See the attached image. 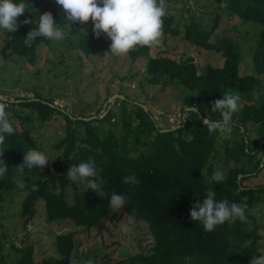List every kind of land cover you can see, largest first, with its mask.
Instances as JSON below:
<instances>
[{"label": "trees", "instance_id": "obj_1", "mask_svg": "<svg viewBox=\"0 0 264 264\" xmlns=\"http://www.w3.org/2000/svg\"><path fill=\"white\" fill-rule=\"evenodd\" d=\"M212 1L221 4L230 17L235 15L243 22L260 24L251 53L252 73L239 72L242 55L238 43L224 39H220L219 44L211 41L220 14L212 19L209 28L192 16L184 24L181 34L175 13L166 8L163 36L159 42L153 46L137 47L125 55L131 60L147 57L145 71L150 84L164 89L179 85L192 92L193 98L182 100L181 108L194 106L198 112L184 110L186 116L183 118L181 115L175 129L161 131L171 126H163L164 121L152 109L145 110L140 105L147 102L131 99L126 92H119L124 98H116L105 115L100 117V111L105 109L101 104L97 116L89 120L84 119L90 117L84 113L85 110L74 115L53 105L51 98L38 92L34 97H23L20 101L0 99L6 102V111L15 129L12 135L5 134V144L0 146V149L6 148L3 160L8 168L5 177L0 179V212L5 200L24 192L19 215L25 224L32 219L38 201L43 202L48 222L69 221L87 230L107 217L115 226H120L121 220L126 223L131 218L133 223L130 226L143 240L137 236L135 246L138 251L130 254L123 251L127 256L116 264H250L252 257L264 255V223L258 221L252 212L257 204H264V197L260 196L264 185L247 187L244 184L249 179L248 175L259 173L260 165L264 164L261 161L264 155V82L261 78L264 74V0ZM13 2L19 3L20 0ZM24 2L28 8L18 17V23L25 19L33 23H20L14 33L0 30L8 37L0 53L6 59L18 56L33 63L38 47L50 42L41 37L30 48L23 43L27 33L37 26L39 15L51 12L59 27L67 22L63 9L55 0ZM177 37L191 45L214 50L223 58L222 65H206L199 71L190 56L175 59L162 54L149 55L150 49L159 47L166 38ZM110 44L105 34L97 37L93 28L81 34L76 41V47L86 57H117L112 54ZM229 90L238 92L241 100L239 111L233 115L231 139L225 140L224 134L218 130L210 132L199 114L205 119H221L218 111H211L212 103ZM113 93L109 92L102 102L105 103ZM18 107L27 111L22 113ZM118 108H122L121 129L118 132L110 127L105 131L101 129L100 124L104 122L113 126L111 119ZM54 114L65 119V135L53 144L58 154L54 159L47 156L49 165L44 169L34 167L29 170L25 167L24 173L20 174L16 167L23 163V154L28 149L42 151L40 142L32 134L33 127L28 124L34 120L46 122ZM79 126L83 129L81 134ZM89 159L96 162L103 196L87 190L85 184L70 182L67 178V171L73 164ZM216 159L233 164L226 171V178L219 183L210 179L216 171ZM126 175H135L136 182L123 183ZM97 177L88 179L96 180ZM17 181H23L25 188L17 187ZM69 183L71 202L67 200ZM209 189L215 191L216 200L246 203L247 222L239 219L226 221L207 232L201 223L193 221L190 217L192 205L197 201L202 203ZM112 192L128 198L125 206L115 212L109 207ZM77 241L76 232L57 234L54 243L56 255L49 257L48 264H68L65 260L77 247ZM3 250L4 245L1 244L0 264H5L11 254L15 257L11 264H35L30 244L18 246L13 241L7 247L8 252L4 254Z\"/></svg>", "mask_w": 264, "mask_h": 264}, {"label": "rangeland", "instance_id": "obj_2", "mask_svg": "<svg viewBox=\"0 0 264 264\" xmlns=\"http://www.w3.org/2000/svg\"><path fill=\"white\" fill-rule=\"evenodd\" d=\"M165 7L175 13L181 34L184 31V24L190 18L197 17L209 28L212 19L220 14L218 27L211 41L219 44L220 39H224L238 43L242 55L239 72L252 73L251 53L256 42L257 30L261 29L260 24L243 22L235 15L230 17L221 4H216L212 0H165ZM92 28L91 19L88 22L72 23L70 28H65L66 37L63 41H50L49 44L38 47L33 63L18 56L6 59L0 53V94L10 101H20L23 97H34L35 92H38L43 97L51 98L53 105L69 113L76 115L85 110V114L96 117V112L99 111L101 104L102 106L105 104L102 101L109 92H126L131 99L147 102L146 108L152 109L153 113L164 121L163 126L177 127L181 115L185 113L181 108L182 100L193 98L192 92H187L179 85L164 89L159 85L150 84L145 71L146 56L136 60H131L125 55L115 58L107 55L86 57L76 47V41L81 34L90 32ZM7 40V34L0 33V50ZM157 54L175 59L190 56L199 71L206 65L221 66L223 62V58L214 50L191 45L178 37L166 38L159 47L150 49V56ZM261 78L264 82V74ZM18 110L22 113L27 111L22 107H18ZM121 110L122 108H118L114 112L111 119L113 126L104 122L100 124L101 129L105 131L110 127L118 132L122 126ZM103 111V109L100 111V117L103 116ZM15 122L18 123L17 119ZM28 126L33 127L32 134L40 142L42 151L54 159L58 151L53 144L65 135L64 117L54 114L46 122L34 120ZM78 131L80 134L83 132L82 126L78 127ZM250 135L253 133L250 132ZM221 156L222 152L219 157ZM263 159L264 155L261 158L262 163ZM232 165L219 159L214 161L216 170L224 174ZM260 169L257 174L248 175L249 179L244 182L247 187L264 185V164L260 165ZM67 187V200L71 202V184L69 183ZM260 196L264 197V192L260 193ZM23 198L24 192L14 194L4 201V208L0 212V245H4L2 251L4 254L8 252L7 247H10L13 241L18 246L30 244L33 247L35 264H48L49 257L56 255L55 236L66 232H76L79 238L76 242L77 247L65 260L68 264H86L89 258L94 264H116L127 254L138 251L135 245L137 236L140 237L133 227L131 233H122L120 226H115L108 217L88 230L69 221L48 222L42 201L36 203L32 219L25 224L19 215ZM252 212L258 221L264 223V204H257ZM262 235L264 254V229ZM125 250L127 254L122 253ZM13 261L15 257L11 254L6 258L5 264H11Z\"/></svg>", "mask_w": 264, "mask_h": 264}, {"label": "clouds", "instance_id": "obj_3", "mask_svg": "<svg viewBox=\"0 0 264 264\" xmlns=\"http://www.w3.org/2000/svg\"><path fill=\"white\" fill-rule=\"evenodd\" d=\"M55 2L64 11L67 22L65 27L61 28L57 25L51 12L41 13L37 26L32 28L23 40L26 47H32L33 42L41 37L49 41L61 42L66 37L65 28H70L71 23L88 22L90 19L93 23L94 34L97 37L105 34L111 41L112 54L117 56L126 55L140 46H153L163 36V18L167 14L165 0H55ZM27 8L28 5L24 0H20L19 3L13 0H0V30L14 33L20 23H33L30 19L18 23V17L23 15ZM240 100L241 96L238 92L226 91L222 97L212 103L211 107V111L220 113L221 119H204L203 124L210 132L218 130L224 134L225 140L231 139L234 127L233 115L240 109ZM14 131L6 111V102L0 101V146L5 144V134L12 135ZM5 149H0V179H3L8 171L3 160ZM48 165V157L43 151L28 149L23 154V163L16 168L20 174H23L25 167L29 170L34 167L44 169ZM66 175L70 182L83 183L87 190L91 189L101 196L104 195L102 179L97 177V166L94 159L73 164ZM92 177H97V179H88ZM225 178L222 171L216 170L210 179L219 183ZM122 182H136L135 175L124 176ZM17 187L24 189V182L17 181ZM215 196V191L209 189L202 203L197 201L190 210L191 219L201 223L205 231L211 232L216 226L235 219L247 222L246 203H230L227 199L216 200ZM127 202L128 198L125 195L112 192L109 207L115 212L122 209ZM132 223L131 218L128 222L121 223L120 231L125 234L131 233ZM86 264H94V262L89 258ZM250 264H264V255L252 257Z\"/></svg>", "mask_w": 264, "mask_h": 264}, {"label": "water", "instance_id": "obj_4", "mask_svg": "<svg viewBox=\"0 0 264 264\" xmlns=\"http://www.w3.org/2000/svg\"><path fill=\"white\" fill-rule=\"evenodd\" d=\"M116 98H121V99H123V98H124V95L119 94V93H113V94L107 99V101L105 102V104H104L105 109H104L102 115H105V114H106L107 109L111 106L112 103H114V101H115ZM0 99H2V100H6L7 98L4 97L2 94H0ZM140 105H141L145 110H147V108H146L145 105H143V104H140ZM184 110H193V111L198 112V109H197L196 107H194V106H188V107H185ZM184 115H185V113H184ZM184 115H182L183 118L185 117ZM94 117H95V116H90V117H85L84 119L89 120V119H92V118H94ZM199 117L201 118V120H202V122H203V120L205 119V118L203 117V115L199 114ZM183 120H184V119H183ZM177 127H178V126H177ZM177 127H176V126H173V127H170V128H164V129H161V131H169V130L175 129V128H177ZM240 177H241V174L238 175V181H239Z\"/></svg>", "mask_w": 264, "mask_h": 264}]
</instances>
